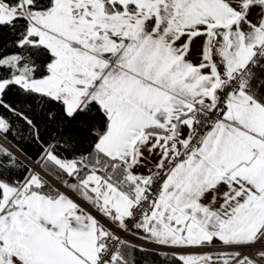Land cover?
Instances as JSON below:
<instances>
[{
  "label": "snow or ice",
  "instance_id": "snow-or-ice-1",
  "mask_svg": "<svg viewBox=\"0 0 264 264\" xmlns=\"http://www.w3.org/2000/svg\"><path fill=\"white\" fill-rule=\"evenodd\" d=\"M0 264H264V0H0Z\"/></svg>",
  "mask_w": 264,
  "mask_h": 264
}]
</instances>
